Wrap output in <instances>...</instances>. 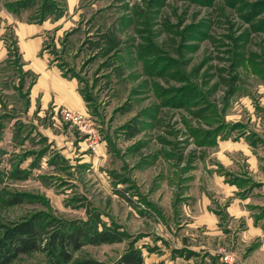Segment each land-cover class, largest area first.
<instances>
[{
  "label": "rangeland",
  "instance_id": "obj_1",
  "mask_svg": "<svg viewBox=\"0 0 264 264\" xmlns=\"http://www.w3.org/2000/svg\"><path fill=\"white\" fill-rule=\"evenodd\" d=\"M49 14L62 18L46 53L79 79L101 143L62 109L63 135L0 120V238L46 217L44 237L119 239L10 264H118L132 247L144 264H264V0H0V95L24 122L14 31Z\"/></svg>",
  "mask_w": 264,
  "mask_h": 264
},
{
  "label": "crops",
  "instance_id": "obj_2",
  "mask_svg": "<svg viewBox=\"0 0 264 264\" xmlns=\"http://www.w3.org/2000/svg\"><path fill=\"white\" fill-rule=\"evenodd\" d=\"M61 18L62 16L52 18L49 14L42 20L19 22L14 31V49L17 56L15 59L17 61L16 71L19 73L16 88L23 99L22 108L27 113L33 114L34 123L24 122L18 119L17 116L12 115L8 111L10 107L4 101L3 95H0V108L3 109L0 113V120L5 122V119L11 120L14 118L13 122L17 120L20 129H25L30 125L31 128L26 130H33V133L39 135H63V132H58V130L61 131V128H58V123H61L58 111L60 112L61 109L80 112L89 109V102L81 91L79 79L71 73L67 74L63 66L60 63L52 62L51 58L48 57L49 54L46 53L49 46L53 45L51 40L48 41L50 31L58 28ZM1 63L6 67L14 63L10 51ZM29 74L31 80L26 84L24 92V77ZM47 111L49 112L47 113ZM50 115H52L53 121L49 120ZM12 133L10 129L9 135H12ZM33 133L32 135H35ZM201 218H208L210 221L213 220L217 223V218L208 212L207 214L203 212L201 217H197V221H200ZM202 224H205L207 229L216 228L213 226L214 223L210 224L206 220Z\"/></svg>",
  "mask_w": 264,
  "mask_h": 264
},
{
  "label": "trees",
  "instance_id": "obj_3",
  "mask_svg": "<svg viewBox=\"0 0 264 264\" xmlns=\"http://www.w3.org/2000/svg\"><path fill=\"white\" fill-rule=\"evenodd\" d=\"M45 220L46 217H32L13 227H5L0 238V264H10L19 254L38 250L46 251L55 263L67 262L71 260L73 250L87 243L112 242L119 239L109 229L99 231L92 226L58 231L44 237L39 224L43 225ZM118 264H144V260L141 252L132 247L122 255Z\"/></svg>",
  "mask_w": 264,
  "mask_h": 264
},
{
  "label": "built area",
  "instance_id": "obj_4",
  "mask_svg": "<svg viewBox=\"0 0 264 264\" xmlns=\"http://www.w3.org/2000/svg\"><path fill=\"white\" fill-rule=\"evenodd\" d=\"M62 115L65 120L70 122L71 126L75 127L85 137L87 147L96 151L101 143V133L92 118L88 114L69 109H62Z\"/></svg>",
  "mask_w": 264,
  "mask_h": 264
}]
</instances>
